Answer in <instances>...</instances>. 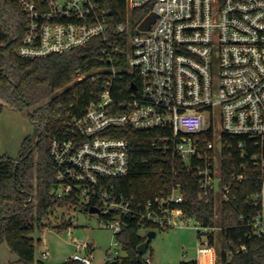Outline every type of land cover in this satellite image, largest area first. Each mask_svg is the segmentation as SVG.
<instances>
[{"label": "built area", "instance_id": "built-area-1", "mask_svg": "<svg viewBox=\"0 0 264 264\" xmlns=\"http://www.w3.org/2000/svg\"><path fill=\"white\" fill-rule=\"evenodd\" d=\"M13 1L27 18L17 48L21 57L70 53L97 37L108 42L109 14L98 0ZM126 4V20L115 33H127L124 70L136 72L138 82L129 81L127 90L116 88L123 70L113 67L101 75V89L82 115L67 111L63 131L49 144L52 193L66 209L97 207L99 226L116 237L125 229V216L158 229L190 227L192 220L196 263L217 264L224 250L228 255L246 250L233 240L224 249L225 229L241 227L250 238L264 236V0ZM141 7H149L147 17L156 15L144 29L129 19L131 10ZM117 128L154 131L156 147L196 175L197 197L213 205L214 223L182 208L188 197L180 182L166 186L144 208L118 197L110 181L129 175L130 152L128 141L115 135ZM229 204L237 213L231 211L223 225ZM119 258L108 256V262ZM69 259L91 264L90 244L78 242Z\"/></svg>", "mask_w": 264, "mask_h": 264}, {"label": "trees", "instance_id": "trees-1", "mask_svg": "<svg viewBox=\"0 0 264 264\" xmlns=\"http://www.w3.org/2000/svg\"><path fill=\"white\" fill-rule=\"evenodd\" d=\"M98 2L109 14L108 42H117L116 47H110L108 42L97 37L70 53L25 58L17 53V48L22 42L27 18L16 2L0 0V112L5 105L27 112L37 127L39 139L35 149H32L30 137L26 139L19 162L13 158H0V246L6 243L17 256L15 260L0 264H45L36 261L31 234L36 221H42L56 206L62 205L52 193L56 182L49 144L63 131L67 111L82 115L101 89V75L113 67L123 70L116 88L127 90L129 81L138 82L136 72L124 70L128 61L127 33H115L117 24L126 20V0ZM149 10V7L131 10L129 19L133 26L144 24ZM94 77H98L96 81ZM115 132L116 136L128 141L130 152L129 175L110 181L118 197L122 195L132 206L144 208L166 186L180 182L188 197L182 208L206 224L214 223L213 205L197 197L196 175L156 147L154 131L117 128ZM231 211L237 213L233 204L224 206L223 225L227 224L226 218ZM236 219L237 215L232 223H237ZM124 220L125 229L117 238L126 254L108 263L140 264L138 258L144 257L138 246L147 240L142 233L162 229L129 216ZM247 233L248 230L241 227L223 231L224 249L228 250L229 241L233 240L236 246L245 244L246 250L238 253L234 250L231 255L224 250L219 264H264V236L250 238ZM62 264L83 263L68 259ZM180 264L197 263L192 259Z\"/></svg>", "mask_w": 264, "mask_h": 264}, {"label": "rangeland", "instance_id": "rangeland-1", "mask_svg": "<svg viewBox=\"0 0 264 264\" xmlns=\"http://www.w3.org/2000/svg\"><path fill=\"white\" fill-rule=\"evenodd\" d=\"M30 137L32 149L39 139L36 126L28 113L20 112L10 105H5L0 112V158H13L19 162L26 139ZM71 217L72 221H66ZM98 213H90L83 208L66 209L56 206L54 211L42 221L35 222L31 236L35 243V258L45 264H62L77 251V243L88 242L92 248L91 264H109L112 259L123 257L126 253L121 245L116 244V235L112 229L101 228ZM189 221L190 227H169L157 230L150 241L144 259L150 258L151 264H180L196 259L198 234ZM147 236V231L142 233ZM82 251V250H81ZM214 255H219L215 244ZM17 259L6 243L0 246V262ZM219 259V257H218ZM218 262L217 264H219Z\"/></svg>", "mask_w": 264, "mask_h": 264}, {"label": "water", "instance_id": "water-1", "mask_svg": "<svg viewBox=\"0 0 264 264\" xmlns=\"http://www.w3.org/2000/svg\"><path fill=\"white\" fill-rule=\"evenodd\" d=\"M155 13H151L148 17H147V19H146V22L144 23V24H142V25H139V29H144V28H146V27H150V25L154 22V20H155ZM12 42V39H11V41L9 42V43H11ZM6 46V45H5ZM132 87L133 88H136V86L135 85H132ZM36 129H37V127H36ZM88 211L90 212V213H98V211H99V209L97 208V207H90V208H88ZM155 235H156V231L155 230H150V231H148L147 232V240L146 241H144L143 243H141L139 246H138V251H139V253L141 254V255H143V254H145L147 251H148V249H149V245H150V241H151V239L153 238V237H155ZM138 261H139V263L140 264H147L146 262H145V260L144 259H142V258H138Z\"/></svg>", "mask_w": 264, "mask_h": 264}]
</instances>
